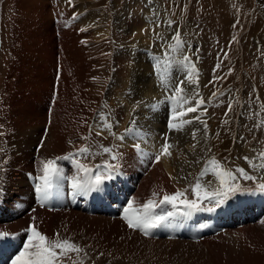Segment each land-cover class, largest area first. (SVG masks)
Listing matches in <instances>:
<instances>
[{"label":"rangeland","instance_id":"374dc122","mask_svg":"<svg viewBox=\"0 0 264 264\" xmlns=\"http://www.w3.org/2000/svg\"><path fill=\"white\" fill-rule=\"evenodd\" d=\"M58 2L64 9H70L71 15H75L77 6H82V10L80 9L77 14L92 17L95 21V28H101L103 31L107 29L108 15H110L112 10L107 0H58ZM116 2L118 9L129 10L130 18H135L136 15L144 16L146 23L145 27L142 25L146 35L144 40H148L146 45L152 48L149 50L150 52H148V49L143 52L145 56L146 54L148 56L152 55L146 62L154 66L157 58L164 56V50L167 47L166 42L170 36L163 34L164 31L160 30L159 27L155 28V32L151 28L149 29L155 19L162 14L153 8L154 6H159L164 7L166 10L165 14L170 19L171 27L174 29L172 34H176L175 41H177L178 35L179 41L182 42L181 46L191 59L190 62L194 63L196 69L202 72L203 79L199 91L202 93V98L207 105L206 113L209 116L206 124L211 133V147L208 152L211 155L210 162L215 160L224 170L231 172L236 177L235 181L228 180L227 177H224V179L227 181V184L239 185V190L223 197L224 203L219 205L215 200L200 201V208L208 211L222 212L226 211V207L232 211L243 208L245 205L248 206L253 202H258L264 206V191H261L259 188V185L264 184V170L260 167L264 163V161L260 160V154L264 153V15L257 5V1L151 0L150 4L146 0L145 2L144 0H116ZM135 2H137V5L139 4L138 7H136ZM25 4L22 3V0H0V161H3L0 164V176L2 175L0 177V187L4 190L0 203L2 201L4 204L8 203L9 206H15L16 208H20L23 204V201H21L22 197L18 196V193L22 192H11L12 194H10L8 188L2 184L5 180L3 172L8 167V163L11 162L9 158L15 155L13 153L10 157L8 156L9 142L14 146L11 148V152L13 150L15 152V148H17L16 152L20 153L22 149L20 140L22 137L20 138V134L24 132V137L28 136L26 134L29 131V127L27 128L26 124L32 118L28 113L31 111V107H35L37 101L39 102L42 99L37 100L39 93L36 91L39 88L46 87L41 93L44 97L47 96L50 87L49 78L52 74V70L49 73V66L53 69L54 56H56V54L53 55L51 52L50 55L53 56H49L50 48L48 42L45 40L42 41L45 43L43 49H39L38 45L35 46L37 30L35 31L34 26L37 17H33L34 12L29 5ZM147 6L152 7L155 12L152 14L151 9H147ZM17 7L19 11L16 9ZM73 22L77 26V20ZM135 25L136 23L134 22L133 26ZM14 27L17 28V33L15 34ZM38 32L40 33V31ZM105 36L107 37L108 35L105 34ZM101 39L105 38L99 37L96 40L99 41ZM110 41L112 43L97 48L96 56H103L95 64L97 68L94 67L95 69L93 68L91 74L88 76L93 83L92 90L100 94L99 101H97L92 112L85 114L81 119L78 127L82 128L80 133L72 135L71 139H67L63 147L66 149L65 155L76 154L81 148L87 147L89 149L88 153L83 155L78 154L77 157H74V160H77L73 162L75 168L77 164H81L97 175L103 173L105 163L116 164L118 162L120 167L118 170L119 175L117 176L120 181H127L131 178H128L124 174L126 169L124 168L125 166L119 150V144H121L119 137H124L123 141L126 139V127L130 123V119L126 113H119L117 109L122 106L125 100V91L128 87H131L128 83L129 79L132 78L129 71L132 57L129 55L124 60L120 55L115 56L118 50L116 30H113ZM235 43L237 45V51L235 52L238 55L236 64L241 77L237 74L234 81L230 79V85L225 84V88L221 86L224 89L221 91L216 90L219 87L218 80L232 67V63H226L225 56L229 53L230 47ZM44 62L49 65L45 72L41 70V65ZM100 64L102 68L98 67ZM57 70L58 73L55 75L54 80L61 82L59 81L61 80L60 75L62 73L60 66H57ZM115 70L119 72V76L121 77L118 78L119 83H115L114 89L111 88V82L112 72ZM45 79H47L46 83L39 85V82ZM234 83L237 87L231 88ZM128 89L135 93L132 88ZM66 100V98L61 100V104H59V120L65 117L64 114H66L68 109L74 107L73 103L68 104ZM229 104L232 106L231 111L228 108ZM48 108L45 126L49 127L48 129L44 127L41 137L39 136L38 138V145L37 148L35 147L36 150H34V158L38 157V149H40L41 142L45 140L44 138L51 137L54 132V128L51 127V122H49L51 120L50 111H52L54 105L49 110ZM45 110L43 109V112ZM37 113L39 112H34V115ZM27 116H29V119ZM114 116L118 119L117 123L112 121ZM40 118L41 115L37 117V121ZM105 121L111 124V132L104 128ZM40 127L38 126L36 129L39 128L41 130ZM97 132H101V134L97 135ZM160 140L163 142L162 137ZM105 147L110 148L113 153L118 154L120 156L119 160L113 161L109 154H105L103 151ZM246 157L247 159H245ZM56 159H58L56 161H60L62 164L65 163L63 156L56 157ZM47 160L52 159L39 158L35 160L38 170L42 171V161ZM205 165L206 167L209 166L208 162L204 163L200 172L196 171L191 174V186H182L180 188L174 186L172 190H165L164 192L161 190L153 192L154 190H151L144 197H140L139 193L135 196L136 186L135 188L133 187L134 190L130 196L131 201L137 204V209H142V204L145 200L154 198L157 205L153 210L154 213H174L175 210L173 208L178 211H181L180 209L186 211L188 209L184 208L182 203L178 202L176 207H173L171 204L160 203V201H162L164 195H173L178 190L185 193L182 199L186 198L189 201L196 200V195L193 192L196 183H200L202 186L201 195H203L204 190H207L209 194L217 190L223 191L220 183L210 182L209 175L201 174L205 172ZM31 166L30 173L27 171H23L22 173L23 178H25L24 182L26 183L23 193L26 196H31L30 191H32V188L28 184L31 176L39 184L41 183L39 180L40 175L37 177L33 174L36 168L32 164ZM56 167L58 168V165ZM237 169H243L247 175L252 176L254 179L245 180L237 172ZM16 170L17 172H21L22 169L18 168ZM65 170L71 173L72 182V178L80 180L81 173L82 176L84 175L83 180L87 179L85 173H75L73 169L65 166V168L59 169L61 173L59 180L62 183H65L66 179H63ZM142 173L131 175L133 178L131 180L135 182L134 177H136V183L139 182V178L143 176ZM212 176L217 179V176L213 175V173ZM105 181H108L110 184V180ZM227 184L225 187H227ZM217 185L220 187L217 188ZM105 186L107 189L110 188L106 182ZM62 187L65 186H55V192L58 191L57 195L60 202L66 200L59 192ZM69 188L72 191L74 190L72 186H69ZM157 191H161L163 195L161 196V192ZM152 193H155V196ZM30 200L32 203L25 210L34 209L41 205L34 203L33 193ZM57 204H60L62 207L66 205V211L65 209L62 211H60L61 209L54 211L52 209L50 210L51 212H61V214H64L72 210L69 207L67 208L66 202L62 203L63 205L61 203ZM2 210L5 209L0 207V211ZM85 215L89 216L87 213ZM201 215L208 217L212 213L203 211ZM25 216L27 215L24 211L18 218H25ZM262 218H264V214ZM36 221L37 219L33 218V223L31 222L33 226L31 227H35L50 239H55L56 234L59 233L60 239H69L80 247L81 251L73 253L71 259L64 261V264H264V237L258 236L261 232L264 233V223L260 220L245 223L237 227L238 229L232 227L228 229L230 230L229 234L227 232L223 234L224 237L222 238L224 240L218 239V235H215L213 236L214 238L207 239L206 244L204 242V244H199L198 242H201V240L196 242L198 244L186 240L178 241L176 239H171L168 243L167 239L151 240L149 239L150 237L147 239L143 232L128 228L138 233L140 237H143V239H138V234L137 236H130L121 229H114V231L108 224H105V226L99 225V227L94 224L90 226L95 227L93 231L80 228L88 232L89 234L87 235L82 231L71 235L63 231L61 233L58 230L56 231V229V232H53V229L47 226L39 227L35 225ZM16 223L14 221H6L4 224H0V232L8 231L14 238L15 235L18 237L21 229ZM124 226L127 227L125 224ZM31 227L25 229L27 231L26 235L30 234L29 229ZM1 234L0 239H3ZM100 234L106 235V237L103 236L104 241L98 239ZM109 240L114 241L110 243ZM140 240H145L146 242L152 241L155 244L150 245L149 249L146 250V246L140 247ZM187 245L201 246H198V249H194L192 253H189L185 250V246Z\"/></svg>","mask_w":264,"mask_h":264},{"label":"bare ground","instance_id":"6f19581e","mask_svg":"<svg viewBox=\"0 0 264 264\" xmlns=\"http://www.w3.org/2000/svg\"><path fill=\"white\" fill-rule=\"evenodd\" d=\"M107 1L108 4L110 3L112 10L110 12V15H108V27L103 31L101 28H95V21L92 19V17H85L77 14L80 9L82 10V6H77L75 9L76 13H74L75 15H71L70 9L68 10L67 8L64 9V7H61L58 0H22V3H26L25 5H29V7L34 12L33 17H37V20L35 21L36 24L34 23L35 31L37 30L35 46L38 45L39 49H43L45 43L42 41L45 40L49 44V56H53L55 54L56 56H54L53 69H51V67L45 62L41 65V70L43 72L46 71L48 66L49 73L52 70V74L49 78L50 87L47 96L45 97L42 95L41 91L46 87L39 88L38 91L35 90L37 93H39V97L37 100H40L41 98L42 99L39 102L37 101V105L35 107H31V111L28 113V115H30V117L32 118L27 121V124L25 123L27 125V128L29 127V131H27L26 134L28 136L24 137V132L20 134V138L22 137V139H20L22 146L20 153L16 152L17 148H15V152L14 150L13 152H11V148L14 146L10 142L8 146V156L10 157V155H13V153H15V155L9 158V161L11 162L8 163V167L3 172L5 180L2 184L4 185V187L8 188L10 194L15 192H22L18 193V196L22 197L21 201H23V204L20 208H16L15 206H9L8 203L4 204L1 201L0 207L2 209H5L3 210L5 214L1 215L2 213L0 212V224H4V222L6 221L17 222L16 225L21 229L19 231V236L17 237L15 235L18 245H21L22 242L23 244L27 242V236L29 234H25L27 232L25 229L33 226L31 224L33 218L37 219V223L34 224L39 227L47 226L50 229H53V232H56L58 230L61 233L63 231L71 235L77 233L78 231L85 232L84 229L81 230L80 228H85V230L87 231H93L95 227L90 226L94 224L98 227L99 225L105 226V224H108L109 227L111 226L110 228L112 230L121 229L130 236H137L138 234L129 230L130 228L128 227L126 221L123 219L125 210L123 211L121 216L115 219H110L97 214L86 216L85 213L83 214L75 210H70L67 213L61 214V212H51L49 210L50 207L53 209V207L55 206L48 204L47 200L44 201L43 204L40 202L39 204L41 205L37 206L34 209L25 210L27 206L32 203L31 200L29 201V199H32V191H30L31 196H26L25 193H23V191H25L24 188L26 186V183L24 182L25 178H23L22 173L23 171H27L28 173H30L32 164L36 168L33 174L37 177L39 175L41 176L42 171L38 170V168L36 167L35 160H38L39 158H49L55 161V164L58 165V169L65 168V166H67L73 169V172L75 173L82 172L79 171L77 167L75 168L73 163L74 161H77L74 160V157H77L79 152L76 154H71L72 158L65 159L64 164H62L60 161H56L58 160L56 159V157L63 156V158H65L69 156V154L65 155L66 149L63 147L65 141L67 139H71L72 135H77L80 133L82 128L78 127L80 125L81 119L85 114L92 112V109L95 107L97 101H99L100 94L92 90L93 83L90 81L91 79L88 76L91 74V70L94 67L97 68L95 64L99 62L98 59L103 56H96V51L98 50L97 48L102 46L104 47L106 46V44L112 43L110 39L113 35V30H116V42L118 45V50L115 53V56L120 55L124 60L127 59L129 55L132 57V62L130 63L129 67L130 75L132 78L129 79L128 83L131 87L128 88H132L135 91V93H133L127 88L124 93L125 100L123 101L122 106L117 109L119 113H126L130 119V123L128 124L126 129L136 130L135 135H133L131 131L126 132V139L124 141H120L121 144H119V150L125 166L124 168L126 169H124V174L131 179H133L131 177V175L133 174L143 172V176L139 178V182L137 183L136 177H134L135 182L131 179H128L127 181H120L117 175L112 180H110V184L108 181L105 182L109 185L110 188L112 183H114L115 186H120L122 182H124L126 185H129L130 194L129 197L126 198V200H128V203L125 209L128 208V205L130 203L132 204L133 209H137V204L135 202H132L130 198L136 186L137 190L135 192V196L139 193L140 197L146 196L151 190H154L153 192H155V190H161L162 192H164L165 190H172L174 186L177 188H180L182 186H191V174L195 173L196 171L200 172L204 163L206 162H208L209 166L206 167L205 165L206 168L203 174L209 175V179H211L210 182L220 183V180L218 178L216 179L214 176H212L214 166L210 162L211 155H209L208 153L211 147V133L208 127L205 128L204 123H201V121L206 122L209 118L206 113L207 105L204 103L197 113H188L186 116L181 118L183 121H191L190 123L184 124L183 131H175L169 129L168 125L171 120L173 111V104L171 103L170 99V89L166 90L161 87L160 80L155 73L154 66L146 62L147 59L152 57V55L148 56L146 54L145 56L143 54L144 50L148 49V52H150L149 50L152 49L151 47H148L146 45V42H148V40H144V38L146 37L145 30L142 28V25L143 27L146 26L144 16L136 15L135 18H130L129 10L118 9L116 0ZM256 1L262 14L264 15V0ZM146 2L150 4L151 0H146ZM135 5L136 7L139 6V4L137 5V2H135ZM18 7H20V5H18ZM18 7L16 8L17 10ZM147 7V9H151L152 14L155 11H159L162 13L157 19H155L149 29L151 28L153 32H155V28L159 27L160 30L164 31L163 34L170 35L166 42L167 47L164 50L165 52L166 50H169L171 46H174L176 44V34H172L174 29L171 27L170 19L165 14L166 10L164 7L154 6L153 8L155 9V11L152 7ZM74 20H77V26H75L73 22ZM156 21L157 23H155ZM134 22L136 23L135 26H133ZM113 24L115 29L113 28ZM16 29L17 28L14 27V34L17 33ZM38 31H40L42 36ZM105 34H107L108 36L106 37ZM99 37H103L105 39H101L99 41L96 40ZM181 44L182 42H180V48L178 51L169 52L173 64H175L182 55H187L185 49L181 46ZM236 49L237 45L235 43L230 47L229 53L225 56L226 63H232V67L228 69L227 73L220 80H218L219 87L216 88V90L221 91L226 87L224 86L225 84L230 85V79L234 81L237 74L239 77H241V73L238 70L236 64V61L238 60L237 52H235L237 51ZM50 52L53 55H50ZM188 58V61H186L185 63L189 65V68H177L175 69V74L178 79H183L189 69L192 70L191 75L193 83L186 85L185 94L188 95L191 98V102L195 104L198 99L202 98V93H200L199 88L201 86L203 75L200 70L196 69L194 63L190 62L191 59L189 56ZM101 64L98 67L102 68ZM57 66H60V69L62 71L60 75L61 80H59L61 82H56L54 80L55 75L58 73ZM192 66H194V68ZM120 77L121 76H119V72L117 70L112 72L111 88L115 89V83H119L118 78ZM46 80L47 79L39 82V85L46 83ZM221 86H224V88H221ZM232 87L236 88L237 85L234 83L231 88ZM197 92L199 93V96L196 95ZM99 93H101V91H99ZM65 98L67 99L66 101L68 102V104L73 103L72 105H74V107L68 109L66 114H64L65 117L59 120L58 107L59 104H61V100ZM53 105L54 108H52ZM47 106L49 108H52V111H50L51 120L49 122H51V127L54 128V132L51 137L44 138L45 140L42 141L43 144L41 142L40 149H38L39 155L37 158H34V150H36L35 147L37 148L39 140L38 138L39 136L41 137L44 127L47 129L49 127L47 125L45 126V119H47ZM43 109L46 110L43 112ZM34 112L39 113L34 115ZM40 115V121L38 120L40 122L39 125L37 117ZM197 115H199L200 119H193ZM27 117L29 119V116ZM112 121L114 123H117V117L114 116L112 118ZM36 124L38 126H41V130H39V128L36 129L38 127ZM193 133H195V139H193ZM137 136L141 137V139H137ZM165 136H167L168 143L172 145V148L170 149L172 153L171 156L161 155L162 145L165 143ZM161 137L163 142H161L160 140ZM134 143L140 144L139 151L133 147ZM193 145H195V148L192 147ZM157 155H161L159 162L155 160V156ZM259 162L261 163V161ZM18 168L22 169L21 172H17L16 169ZM262 169L264 170V168ZM93 173L94 172L92 171L89 175L94 177L95 174ZM70 176L71 173H68L65 170L63 174V179L66 178L65 183L60 182L59 179H55L56 187L65 186L62 187V189L60 188L59 190L61 196L64 198L67 195L69 186H72L73 183ZM83 176L81 173L80 180H83ZM32 177L33 176H31V178ZM72 180H74V178H72ZM219 187L220 186L217 185V188ZM162 192L161 196L163 195ZM150 200L156 202L154 198H151ZM147 201H149V198L147 199ZM65 202L66 200H63L60 203L62 204ZM143 205L144 203L142 204V206ZM65 206L62 207L60 204H58L56 207L62 208L60 210L62 211L66 208ZM225 209L226 211H228V214H231V212H229L230 208L226 207ZM173 210H175L173 213L174 215L168 217L166 221L169 224L170 222H172L171 219L185 216V214L176 213L175 208H173ZM24 211L26 212L27 216L21 219L18 218ZM184 212L186 213V211ZM238 212H240V210ZM168 213L169 212L152 214L157 216H167ZM191 213L195 216L203 217L201 215L203 211L201 210H192ZM221 213L224 212L222 211ZM123 223L127 227H125ZM262 223H264V221H262ZM229 231L230 230H227L216 235H218V239L224 240V238H222L224 237L223 234L226 232L229 234ZM5 232L8 231L0 232L2 233L1 235L3 236V238L13 237L9 234V232ZM84 234L87 235L89 233L85 232ZM148 235L146 236L147 239L149 238ZM103 236L104 235L100 234L98 239L100 241H104ZM230 236L232 237L231 234ZM258 236L264 237V233L261 232V234H258ZM104 237H106V235ZM137 238L143 239V237H140L139 234ZM212 238L214 237L211 236L207 239L210 240ZM149 239L160 240L152 239L151 237ZM172 239L175 240V238ZM207 239H204L203 241L201 240V242L198 243L202 244L204 242L206 244ZM169 240L171 239L169 238L166 240L167 243L169 242ZM113 241L111 240L110 243H112ZM152 244H155V242H146L145 240L139 241L140 247L146 246V250L149 249L148 247ZM198 246L201 245H187L185 246V250L189 253H192V250L198 249Z\"/></svg>","mask_w":264,"mask_h":264},{"label":"snow or ice","instance_id":"6c2138e0","mask_svg":"<svg viewBox=\"0 0 264 264\" xmlns=\"http://www.w3.org/2000/svg\"><path fill=\"white\" fill-rule=\"evenodd\" d=\"M179 48L180 41L177 35L176 44L171 46L169 50H166L162 58H157L156 64L154 65V70L160 80L161 87L166 90L170 89V99L173 104V111L168 127L170 130L175 131H183L184 124L190 123L191 121H183L181 118L186 116L188 113H197L205 103V101L200 98L195 104H193L191 102V98L185 94L186 85L193 83L191 69H189L183 79H178L175 74V69L177 68H189V65L185 63L189 59L187 55H182L175 64L172 63L169 52L178 51ZM192 67L194 68V66ZM196 95L199 96V93L197 92ZM231 107V104H229V111H231ZM193 119L199 120L200 117L197 115ZM201 123H204L205 128L207 127L205 121H201ZM104 128L111 132V124H108L107 121H105ZM129 131H131L133 135L136 133L135 129H126V132ZM100 134L101 132H97V135ZM112 134L115 135L114 133ZM136 138L141 139L139 136ZM119 139L123 140L124 137H119ZM193 139H195V133H193ZM133 147L138 151L140 150L139 143H134ZM192 147L195 148V145ZM171 148L172 145L168 143L167 136H165V143L162 145L161 155L171 156ZM78 151L79 154L83 155L88 153L89 149L85 147L79 149ZM103 151L105 154H109L113 161H118L120 158V156L113 153L110 148L105 147ZM161 155L155 156V160L157 162H159ZM71 158V154L68 157H65V159ZM245 159H247V157ZM260 160L264 161V153L260 154ZM2 163L3 161H0V164ZM211 164L214 166L213 175L217 176L220 180V186L223 191L217 190L209 194L207 190H204L203 195H201L202 186L200 183H196L193 188L196 200L189 201L186 198L182 199L185 196V193L178 190L173 195H164L160 203L171 204L173 207H176L178 202L182 203L184 208L189 210V212L184 213L185 215L190 214L192 210H200L199 202L203 200H215L218 205L224 203L223 197H226L229 193L239 190V185L227 184L224 177H227L228 180L231 181H235L236 177L231 172L224 170L217 161L213 160L211 161ZM77 167L79 171L85 173L87 179L73 180L72 187L75 190L74 194H87L93 191H99L105 180H112L116 175H119L118 170L120 165L118 162L116 164L105 163L103 166V173L97 174L94 177L89 175L91 170L86 168L84 165L77 164ZM261 167L264 168V163L261 164ZM237 172H239L240 176H242L245 180L254 179L252 176L247 175L243 169H237ZM60 176L61 173L56 167L54 160L42 161V175L39 177L41 183L36 185L35 188L38 193V198L42 204L50 198L53 181L54 179H59ZM226 184L227 187H225ZM259 188L261 191H264V184L259 185ZM3 195L4 190L0 187V198H2ZM153 195L155 196V193ZM156 206L157 205L153 200L147 201L143 205L142 209H133L132 204L130 203L128 208L125 209L123 219L126 221L130 229L138 230L143 232L145 235H148L150 230L166 223L168 217L174 215L173 213H168L167 216L153 215L152 212ZM29 232L30 234L28 235L27 242L24 244L23 250L12 259L11 264H64V261L71 259V255L73 253H79L81 251L80 247L71 240L60 239L59 233L56 234L55 239H50L38 231L35 227H31Z\"/></svg>","mask_w":264,"mask_h":264}]
</instances>
